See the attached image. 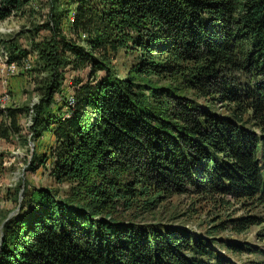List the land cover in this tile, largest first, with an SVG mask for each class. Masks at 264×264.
I'll return each mask as SVG.
<instances>
[{
  "label": "trees",
  "instance_id": "1",
  "mask_svg": "<svg viewBox=\"0 0 264 264\" xmlns=\"http://www.w3.org/2000/svg\"><path fill=\"white\" fill-rule=\"evenodd\" d=\"M32 2L0 0V24ZM70 2L74 22L45 24L54 37L38 44L53 75L33 128L56 122L51 176L81 192L24 193L0 264H237L251 246L228 238L264 226V0ZM122 50L137 55L125 77ZM66 65L88 82L57 117ZM9 116L1 138L17 129ZM189 195L186 212L156 220ZM252 254L264 264V249Z\"/></svg>",
  "mask_w": 264,
  "mask_h": 264
},
{
  "label": "rangeland",
  "instance_id": "2",
  "mask_svg": "<svg viewBox=\"0 0 264 264\" xmlns=\"http://www.w3.org/2000/svg\"><path fill=\"white\" fill-rule=\"evenodd\" d=\"M73 7L70 0H33L32 5L27 7L24 15L12 17L0 24V46L4 45L10 54L15 55V61L20 65L27 58L31 60V70L20 73L5 88L11 100L9 111L12 110L17 114V129L13 130L8 138L0 137L1 236L4 225L20 211L24 193L42 189L57 194L58 198L66 199L74 191L81 192L76 184H58L51 176L53 168L52 151L57 147L53 132L56 122L54 120L49 122V126L45 127L41 137L36 136L33 128L35 119L33 109L43 99L53 75L47 63L41 60L39 50L43 46L40 47L38 44L50 41L54 37V33L46 28L45 24L53 27L55 21L52 20L59 22L61 15L66 12L68 16L73 11ZM66 23V18H64L62 20V35L66 36L68 40L76 39L70 24L67 23L66 25ZM136 58L137 55L131 51H120L114 64L121 77L126 76ZM61 72H63L61 89L55 95L56 104L53 107L57 117L60 113L57 111L56 105L64 108L63 98L68 103L72 102L78 84L85 85L88 82V70L73 71L71 66L66 65L65 68L61 69ZM100 75L102 76V74ZM0 90L3 91L4 88L0 87ZM64 112L67 114L68 108L63 109L62 113ZM43 118L47 120V117ZM2 128L10 129L4 125ZM35 157L38 158L36 165H34ZM46 158L48 159L46 160ZM190 198L193 197L189 195L174 198L170 205L165 207L168 213L161 208L156 220L164 219L169 222L168 218L175 216L173 215L174 210L175 212L177 210L181 213L186 212ZM146 222H154V219H147ZM180 222L182 221L180 220ZM175 226H180L179 222H175ZM188 227L193 229L196 234L206 235L199 231L195 225H188ZM263 232L264 226L260 229L253 228L248 235L239 237V239L228 238L234 242L240 240L242 244L251 246L240 260L235 259L237 264H252L262 261L261 257L252 253L256 248L264 249V243L257 239L259 237L257 234H263Z\"/></svg>",
  "mask_w": 264,
  "mask_h": 264
},
{
  "label": "built area",
  "instance_id": "3",
  "mask_svg": "<svg viewBox=\"0 0 264 264\" xmlns=\"http://www.w3.org/2000/svg\"><path fill=\"white\" fill-rule=\"evenodd\" d=\"M76 16V6L73 7V11L69 13L68 19L70 23L74 22ZM85 38V36H83ZM31 60L27 58L22 65L13 61L9 51L4 45L0 46V85L4 88L3 91L0 90V124L4 125L6 128H11L12 119L9 116V104L10 95L6 92V86L8 83L17 77L20 73H25L31 70ZM74 104V99L69 102V105ZM68 116V115H67Z\"/></svg>",
  "mask_w": 264,
  "mask_h": 264
},
{
  "label": "crops",
  "instance_id": "4",
  "mask_svg": "<svg viewBox=\"0 0 264 264\" xmlns=\"http://www.w3.org/2000/svg\"><path fill=\"white\" fill-rule=\"evenodd\" d=\"M12 80H13V79H12ZM12 80H11V81H12ZM0 87H1V85H0Z\"/></svg>",
  "mask_w": 264,
  "mask_h": 264
}]
</instances>
